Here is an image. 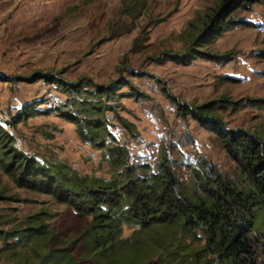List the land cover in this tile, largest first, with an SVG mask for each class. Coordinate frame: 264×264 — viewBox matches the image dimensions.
<instances>
[{"label":"rangeland","instance_id":"1","mask_svg":"<svg viewBox=\"0 0 264 264\" xmlns=\"http://www.w3.org/2000/svg\"><path fill=\"white\" fill-rule=\"evenodd\" d=\"M221 2L0 0L3 147L17 157L62 162L81 175L109 179L114 169L105 146L77 132L79 117H103L105 143L125 146L130 164L155 166L165 154L192 189V168L206 160L248 188L216 133L179 110V104L212 102V115L225 128L264 140V1L239 7L231 17L243 23L195 46ZM191 48L200 52L188 61L173 58ZM107 85L113 91L98 94L104 107L90 114L85 104L95 103L96 87ZM4 167L0 153V264H38L45 243L24 236L28 218L41 213L40 224L55 225L66 205L18 186ZM256 222V264H264V208ZM133 230L123 226V237Z\"/></svg>","mask_w":264,"mask_h":264},{"label":"trees","instance_id":"2","mask_svg":"<svg viewBox=\"0 0 264 264\" xmlns=\"http://www.w3.org/2000/svg\"><path fill=\"white\" fill-rule=\"evenodd\" d=\"M257 1L264 0H222L193 44L209 43L230 26L243 23L232 18V12ZM189 50L173 58L184 63L193 51L200 52ZM112 91L111 85L97 86L95 103L85 104L86 110L90 114L101 110L98 94ZM212 104H179V110L216 133L246 176L248 188H239L206 160L192 168L196 185L192 189L165 154L155 166L130 164L125 146L105 143L103 117L71 120L81 138L105 146L114 169L109 179L81 175L62 162L43 164L17 157L0 141L4 170L18 186L44 192L66 205L55 225L40 224L41 213L28 218L24 236H37L45 243L38 264H256L258 236L253 229L264 208V140L225 128L212 115ZM123 226L134 228L130 236L123 237Z\"/></svg>","mask_w":264,"mask_h":264}]
</instances>
